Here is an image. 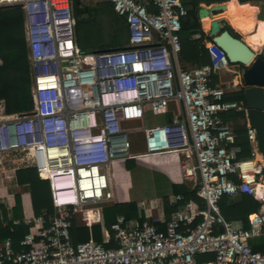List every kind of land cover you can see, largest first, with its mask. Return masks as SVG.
<instances>
[{"label": "built area", "instance_id": "obj_1", "mask_svg": "<svg viewBox=\"0 0 264 264\" xmlns=\"http://www.w3.org/2000/svg\"><path fill=\"white\" fill-rule=\"evenodd\" d=\"M95 1L110 2L124 19L128 40L122 47L80 51L71 0H0V7L19 6L24 13L33 101L30 110L12 114L1 103L0 163L37 168L49 182L54 208L53 215L23 221L29 229L19 249L10 237L0 238V264H198L206 253L213 258L201 264H264V252L250 244L264 236V156L246 121L250 152L238 157L236 134L223 118L246 110L244 102L224 98L244 88L241 65L232 64L211 36L205 42L209 62L182 63V0ZM172 102L176 110L167 121ZM147 108L163 121L146 125ZM135 120L141 128H124ZM136 132L149 154L180 151L193 158L182 160L181 168L184 178L198 179L203 206L174 194L176 209L163 226L154 216L118 215L110 224L115 245H106L107 231L102 242L74 243L70 220L83 206L106 201L112 165L131 156L128 133ZM240 194L263 201L248 214L247 227L219 212L223 196Z\"/></svg>", "mask_w": 264, "mask_h": 264}, {"label": "trees", "instance_id": "obj_2", "mask_svg": "<svg viewBox=\"0 0 264 264\" xmlns=\"http://www.w3.org/2000/svg\"><path fill=\"white\" fill-rule=\"evenodd\" d=\"M149 1V0H147ZM227 0H182L187 14L181 19V29L179 31L181 41L180 58L185 64H204L209 62V52L204 45V41L211 39L208 36L199 22L197 11L200 3L211 4L213 2H224ZM229 1V0H228ZM239 3L255 2L264 0H236ZM82 0H71L72 16L76 19L74 23V39L78 43L79 23L92 21L90 8L84 9L81 5ZM106 10H113L110 2L105 1ZM104 8V9H105ZM241 16L244 18L250 14L247 6H241ZM257 6L253 8L254 11ZM87 14L88 18L82 17ZM91 14V15H90ZM262 19H264V5L262 8ZM79 21V23H77ZM122 21V20H121ZM120 21H113L114 38L117 39L124 32V28L120 26ZM123 24L127 30L125 21ZM224 29L228 30L234 37L243 39L240 34L235 32L228 24L224 25ZM255 33L264 39V20L257 22ZM128 34V33H127ZM79 48V47H78ZM255 57H260L264 60L261 53H255ZM241 66H244L240 64ZM32 76L29 61L28 45L25 35L24 13L19 6L0 7V100L4 102L5 113L12 114L16 112L28 111L33 107L32 101ZM226 100H235L244 102L243 89L236 92L228 93L224 96ZM245 104V103H244ZM170 113L167 114L169 121ZM225 120L245 119V111H228L223 114ZM234 132L236 137L233 146H238L240 151L238 157H246L250 152V145L245 133V125H235ZM126 167H131V160H126ZM17 182L20 185L27 184L30 188V196L32 207L35 215L42 214L45 211L47 214H54V208L51 200L50 186L47 180L41 179L37 170L34 167H26L16 171ZM197 186L192 188L185 184H174L173 192L181 193L185 199H192L203 206L201 199L196 194ZM239 200H234L232 196H223L219 202V212L226 221H239L244 227L248 226L247 217L249 213L257 211L263 204L251 195L240 194ZM16 204L12 208L13 219H19L20 224L13 225L12 219L8 218V210L3 204H0V238L10 237L13 241L14 248H19L18 242L22 236L28 231V227L21 222L22 206L20 195H15ZM166 211L169 215L170 211L175 208H168ZM103 221L110 232V242L107 246L115 245L113 241V232L110 229L118 215H124L127 220L139 217L137 203L134 201H122L104 207ZM13 228L11 231L10 228ZM217 228V226H216ZM219 228V227H218ZM69 235L74 243L82 241L95 240L102 242V234L99 224L89 226H77L74 218L70 220ZM251 247L255 251L264 252V236L254 238L250 241ZM213 258L212 253H206L197 257V263L201 264Z\"/></svg>", "mask_w": 264, "mask_h": 264}, {"label": "rangeland", "instance_id": "obj_3", "mask_svg": "<svg viewBox=\"0 0 264 264\" xmlns=\"http://www.w3.org/2000/svg\"><path fill=\"white\" fill-rule=\"evenodd\" d=\"M105 1H95V0H82V7L84 9L90 8L91 14L93 9L92 21L83 22L82 24L79 23V31H78V47L79 50L82 52H91L94 50H101V49H109V48H117L122 47L128 40L127 30L123 24V18L118 16L114 10H106ZM214 3H222V2H213ZM211 4L200 3L199 6L206 5L209 6ZM105 8V9H104ZM232 13H228L227 11H218L214 13L215 16H223V19H229V16ZM251 15L255 19L256 23V16L251 13ZM262 12L257 14V17H261ZM84 18H88L87 14H83ZM231 17V16H230ZM241 16L238 15V18L233 22L231 20L230 25H237L240 23L239 19ZM120 21V26L124 28L123 34L120 35L117 39L114 38V26L112 27L113 21ZM122 20V21H121ZM73 23H76V19L73 18ZM224 23V22H223ZM255 23L248 24L245 28L236 30L240 33L242 37L250 48L255 53H261L264 56V45L263 46H255L252 45L249 40L251 38H257L264 42V39L260 36H257L255 33L256 25ZM228 24V23H227ZM229 25V26H230ZM203 30L208 35L209 28L203 27ZM234 30V28H233ZM255 35L257 37H255ZM247 66H240V71L243 75L244 70ZM224 74V78H225ZM229 77V76H228ZM1 103H4L0 100ZM171 105L174 106L172 102ZM1 114L4 112L0 111ZM163 116L152 112L149 108L146 109L145 120L144 123L146 125L161 123L163 121ZM244 122V119L233 121L230 124L234 128L236 124H241ZM132 123V122H131ZM126 124L124 126L125 129H138L142 127L141 120H135L133 124ZM129 143H130V154H134L135 152H140L143 150V143H142V136L139 132L128 133ZM177 155H170V156H159V157H152L147 159H139L134 163L131 167H126L124 162H117L113 164V174H114V187L116 191V195L119 200L121 201H129L134 200L139 202L140 200L149 201L153 198L163 197L165 195H169L171 193V186L169 183L170 179H175L179 176L178 168H177ZM8 163V162H7ZM138 164V165H137ZM141 165V166H140ZM155 165L157 167V172L154 174L151 173L149 167H153ZM149 166V167H148ZM192 186L197 185V178L193 179ZM111 187L108 188L106 191V201L98 204H87L83 206V208L78 212L76 215V220L80 218H88L94 221L98 220V222L102 220V209L113 203L109 201L108 198L112 197L113 193L111 191ZM26 191V189H24ZM2 192V191H0ZM25 200L27 203L29 202V198L27 197V193H25ZM116 198L114 197V200ZM102 223H100L101 225ZM104 225V224H103ZM108 230V228H107ZM109 231V230H108Z\"/></svg>", "mask_w": 264, "mask_h": 264}, {"label": "crops", "instance_id": "obj_4", "mask_svg": "<svg viewBox=\"0 0 264 264\" xmlns=\"http://www.w3.org/2000/svg\"><path fill=\"white\" fill-rule=\"evenodd\" d=\"M222 3H228V8L229 9H228L227 12L228 13H232V14H230L231 17L228 14L230 22H228L225 19H222V21L225 24L228 23V25H230L232 19H233L232 21L234 22L238 18V15L241 16V13H240V11H241L240 7L241 6H247V8L249 9L250 14L248 16L244 17V18L241 16V18L239 19V21H240L239 24H237L236 26L235 25H230V27L232 29L234 28V31L237 32L238 34H240V33L238 31H236V30L245 28L248 24L255 23V19L251 15V13L256 16V23L255 24H257V22L260 21V20H264L261 17H259V18L257 17V14H260L262 12L264 1L239 3V1L237 2L236 0H229V1L227 0V1H224ZM255 6L258 7V9L256 11L253 10V8ZM221 11H223V10H221ZM217 12H215V13H217ZM257 36L255 35V37H257ZM242 37H244V36H242ZM251 39L249 40L250 43H251ZM205 42H206V40L204 41V45H205ZM175 110H176V108L174 109V106H171V109H170L169 112H167V114L170 113V116H171V113H173ZM170 116H169V118H170ZM237 120H242V119H237ZM237 120H227V121H229V123H231V122L237 121ZM131 122H128L126 124H130V123L133 124L134 121H131ZM236 125H245V129H246V115H245L244 122H242L241 124H236ZM134 129H136V128H134ZM133 134H135V133H133ZM170 155H177V157H178V159H177V168H178V174H179V176L176 177L175 179H170L169 180V183H170V186H171V193L169 195L167 194V195H165L163 197L153 198V199H151V200H149L147 202L143 201V200H140L139 202H136V201H134L132 199L129 200V201H134V202L137 203L139 217L142 216L143 219H145L147 217L150 218V217H153V216L157 217L161 221L160 222V226H163L164 221L169 220L171 218L172 213L174 212V210L170 211V213L168 215V213L166 211V209H167L166 206H168V208L170 207V208H175L176 209V207L173 206L170 203L171 196H173L174 194H181V193L173 192V185L174 184H177V185L185 184L186 186H188L190 188L194 187V185L192 186V182H191L194 178H188V179L184 178L183 177V171H182V168H181L182 160L187 159V162L191 163V162H193L192 161L193 158L191 159V157H185L183 152H180V151L179 152L178 151H163V152H157V153L149 154V153H147L145 151V147L143 145V150L142 151L135 152L134 154H131V156L129 158H127V159L117 161V162H124V164H126L125 163L126 160H131V162H132L131 166H132L139 159H147V158H152V157L170 156ZM117 162H115L114 164H116ZM152 166L153 167H149V166L148 167H149L151 173L154 174L155 172H157L158 169H157V167L155 165H152ZM26 167H33V166H29V165L28 166H21L19 164V162L12 161V160H4L2 163H0V191H2V192H0V204H3L6 207V209L8 210V218L12 219V222H13V220H19V219H13V217H12V208L16 204L15 195H17V194L20 195V198H21L22 215H23L22 219H21V222H23L27 218H31L33 216H35V217L39 216V215H35L34 214L33 207H32L31 196H30V188H29V186L27 184L20 185L17 182L16 171L19 170V169H22V168H26ZM35 169L37 170V168H35ZM37 172H38V170H37ZM111 172L113 173V165H112ZM112 177L113 176H110V178H111L110 187L112 188L111 191H112L113 195H112V197H110L108 199L109 200L111 199L110 201H112L113 203H110V205L122 202L121 200L118 199V197L116 195V191H115V187H114L115 186L114 185V180L112 179ZM197 184H198V182H197ZM24 189H26V191H24ZM25 193H27V197L29 198V202L28 203H27V201L24 198L25 197ZM227 196H229V195H227ZM114 197L116 198L115 200H114ZM240 197H241L240 195L232 196V198H234V200H236V201L239 200ZM141 202L144 203L143 206L140 205ZM44 212L45 211H43L42 213H44ZM78 212L73 217L74 218V222H75V224L77 226H89V225H92V224H99L100 225V223H102L100 225L101 234H102V241L105 238V232L104 231H107V233L110 235V232L107 230V228H106V226L104 224V221H103V212H102V220H101V222L100 221L98 222V220L94 221V220L88 219V218H80V219L76 220V215L78 214ZM134 219H137V218H134ZM236 222H239V221H236ZM17 249H19V248H17Z\"/></svg>", "mask_w": 264, "mask_h": 264}, {"label": "water", "instance_id": "obj_5", "mask_svg": "<svg viewBox=\"0 0 264 264\" xmlns=\"http://www.w3.org/2000/svg\"><path fill=\"white\" fill-rule=\"evenodd\" d=\"M220 7L221 3L200 6L197 11L199 22L202 24L204 18H208L211 13L219 11ZM224 25L222 20H210L209 36L225 52L232 64L247 66L243 72L246 121L254 128L257 147L264 156V60L255 57V52L250 46L244 40L234 37L228 30L224 29ZM252 44L264 45V43L254 41Z\"/></svg>", "mask_w": 264, "mask_h": 264}, {"label": "bare ground", "instance_id": "obj_6", "mask_svg": "<svg viewBox=\"0 0 264 264\" xmlns=\"http://www.w3.org/2000/svg\"><path fill=\"white\" fill-rule=\"evenodd\" d=\"M228 9H229L228 8V3H222L219 11H221V10L228 11ZM222 17L223 16H215L214 13H211L208 18H204L202 20V25H203V27L209 28L210 27V20H213V19H215V20H222L223 19ZM225 20H227L228 22H230V20L228 18L225 19ZM253 41L254 42H258V43H264V42L260 41L258 38H252L251 39V43ZM252 45H255V44H252ZM255 46H257V45H255ZM257 47H259V46H257ZM258 158H261V156L258 155ZM112 176H113L112 177V179H113L114 178V174L113 173H112Z\"/></svg>", "mask_w": 264, "mask_h": 264}]
</instances>
